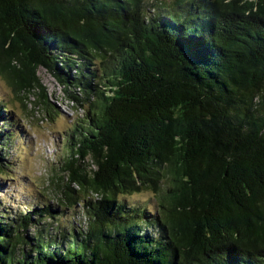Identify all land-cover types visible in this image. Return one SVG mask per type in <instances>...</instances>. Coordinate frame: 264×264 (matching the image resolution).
<instances>
[{
  "label": "trees",
  "instance_id": "obj_1",
  "mask_svg": "<svg viewBox=\"0 0 264 264\" xmlns=\"http://www.w3.org/2000/svg\"><path fill=\"white\" fill-rule=\"evenodd\" d=\"M40 67L84 112L62 201L87 217L0 205V264H264V0H0V75Z\"/></svg>",
  "mask_w": 264,
  "mask_h": 264
},
{
  "label": "rangeland",
  "instance_id": "obj_2",
  "mask_svg": "<svg viewBox=\"0 0 264 264\" xmlns=\"http://www.w3.org/2000/svg\"><path fill=\"white\" fill-rule=\"evenodd\" d=\"M37 77L40 88L17 95L0 75V99L9 105L19 126L16 139L3 147L11 177L0 181V205L11 213V217H17L15 215L26 208L40 207V199L43 205L57 209L55 224L68 227L76 223L77 227H82L81 219L86 214L82 218L77 216L80 219L76 215L83 208L66 209L62 201V189L67 181L62 170L68 159V154L63 151L64 136L75 122L83 119L84 112L45 68H38ZM44 101L48 103L52 117L48 115ZM0 128H5L1 122ZM63 176L66 177L63 179ZM140 199L150 205L154 203L147 195ZM60 212L65 214L59 216Z\"/></svg>",
  "mask_w": 264,
  "mask_h": 264
}]
</instances>
